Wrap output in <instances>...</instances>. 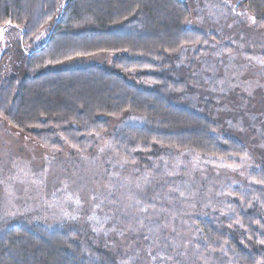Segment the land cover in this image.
Masks as SVG:
<instances>
[{
  "label": "trees",
  "instance_id": "16d2710c",
  "mask_svg": "<svg viewBox=\"0 0 264 264\" xmlns=\"http://www.w3.org/2000/svg\"><path fill=\"white\" fill-rule=\"evenodd\" d=\"M235 9L264 27V0H239ZM189 18L184 0H0V29L15 28L24 45L47 33L26 54L24 75L0 81V117L50 147L65 142L84 150L94 136H107L129 164L168 155L239 164L254 152L233 133L248 126L231 124L230 111L221 112L223 125L191 97L186 76L198 51L193 61L190 55L211 35L188 27ZM101 53L112 56L106 66L61 68ZM251 164L223 208L204 210L194 222L189 263L171 234L145 239L150 257L161 252V264L168 256V264H264V153ZM98 217L8 226L0 232V264H126L103 249Z\"/></svg>",
  "mask_w": 264,
  "mask_h": 264
},
{
  "label": "rangeland",
  "instance_id": "374dc122",
  "mask_svg": "<svg viewBox=\"0 0 264 264\" xmlns=\"http://www.w3.org/2000/svg\"><path fill=\"white\" fill-rule=\"evenodd\" d=\"M184 1L190 11L188 27L211 35L206 46H197L190 55L194 60L198 51L195 67L186 76L194 87L191 97L201 113L210 110L223 125L227 114L221 112L230 111L231 124L248 126L233 134L250 143L247 148L254 154L239 164H200L197 157L190 162L182 155L129 164L114 155L107 136H94L84 150L65 142L50 147L0 117V232L37 222L79 225L97 215L101 227L96 234L103 249L126 264H161V252L152 259L145 237L160 241L170 234L183 262L191 261L196 219L204 210L219 212L229 191L248 178L257 152L264 153V27L253 23L246 10L235 9L239 0ZM46 34L44 29L31 45H24L15 28L0 31V81L24 75L26 54L40 46ZM111 58L101 53L61 68L106 66ZM145 205L147 212L137 214Z\"/></svg>",
  "mask_w": 264,
  "mask_h": 264
},
{
  "label": "snow or ice",
  "instance_id": "6c2138e0",
  "mask_svg": "<svg viewBox=\"0 0 264 264\" xmlns=\"http://www.w3.org/2000/svg\"><path fill=\"white\" fill-rule=\"evenodd\" d=\"M252 22H253V23H256V21H255L254 18H253ZM16 27H19V25H16ZM0 31H2V29H0ZM77 55H82V53H78ZM261 63H264V61H261ZM4 118L7 119V117H4ZM258 183H264V181H258ZM137 187H139V185H137ZM180 195H181V196H184V193L181 192ZM77 203H79V201H77ZM141 203H142V202H141L139 199L135 200V204H136L137 206L141 205ZM148 207H149L148 205H145V206H143V207H138V208H137V214H140V213H146L147 210H148ZM152 207H154V205H153ZM146 219H148L149 224H153V223H155V221H153L151 217H146ZM139 225H140L141 227H145V226H146L145 223H144V219H140V220H139ZM162 226H163V227H167L166 224H165V225H162ZM157 227H161V225H157ZM148 230H149V232H152V231H153L152 228H149ZM145 239H147V237H145ZM261 243H264V241H261ZM178 255H181V254L178 253ZM153 259H155V257H153ZM166 259H167V260H172L173 257H172V256H168V257H166Z\"/></svg>",
  "mask_w": 264,
  "mask_h": 264
}]
</instances>
